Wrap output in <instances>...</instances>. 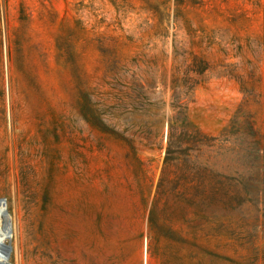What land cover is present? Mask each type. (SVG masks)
I'll return each mask as SVG.
<instances>
[{
  "label": "rangeland",
  "instance_id": "1",
  "mask_svg": "<svg viewBox=\"0 0 264 264\" xmlns=\"http://www.w3.org/2000/svg\"><path fill=\"white\" fill-rule=\"evenodd\" d=\"M1 232L0 264H264V0H0Z\"/></svg>",
  "mask_w": 264,
  "mask_h": 264
},
{
  "label": "bare ground",
  "instance_id": "2",
  "mask_svg": "<svg viewBox=\"0 0 264 264\" xmlns=\"http://www.w3.org/2000/svg\"><path fill=\"white\" fill-rule=\"evenodd\" d=\"M0 239H1V242L3 243L4 242V239H5V235H3V233L1 232V235H0Z\"/></svg>",
  "mask_w": 264,
  "mask_h": 264
}]
</instances>
